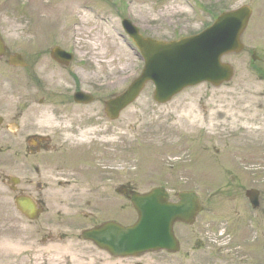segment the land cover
I'll list each match as a JSON object with an SVG mask.
<instances>
[{
  "label": "rangeland",
  "instance_id": "1",
  "mask_svg": "<svg viewBox=\"0 0 264 264\" xmlns=\"http://www.w3.org/2000/svg\"><path fill=\"white\" fill-rule=\"evenodd\" d=\"M247 1L0 0V32L11 51L61 42L78 50V59H97L106 94H119L142 68L123 18L143 36L168 42L202 31L217 9ZM252 24H264V10ZM222 62L234 69L228 83L187 88L165 104H155L146 85L121 117L123 181L138 192L166 187L171 200L182 190L199 196L195 223L174 227L177 254L114 259L80 240L82 220L66 222L63 213L56 222L55 209L26 220L1 183L8 170L0 155V264H264V80L248 71L243 52ZM2 73L19 83L20 70L0 67ZM251 188L259 191L254 210L244 196ZM122 204V222L131 223L135 213L127 199Z\"/></svg>",
  "mask_w": 264,
  "mask_h": 264
},
{
  "label": "flooded vegetation",
  "instance_id": "2",
  "mask_svg": "<svg viewBox=\"0 0 264 264\" xmlns=\"http://www.w3.org/2000/svg\"><path fill=\"white\" fill-rule=\"evenodd\" d=\"M241 5L250 10L239 38L242 52L248 55V71L261 81L264 24H251L264 10V0ZM3 45L0 67L21 71L19 83L0 74V155L8 170L1 179L4 189L13 194V201L30 198L40 208V215L57 210L56 222L63 213L68 216L63 218L66 222L82 220L80 233L108 221L122 224V200L129 201L136 188L123 181L122 114L114 121L106 114V102L117 94H106L103 71L86 63L98 65L97 59L52 57L55 47L64 54H78L61 42L32 43L34 47L22 52ZM15 57L20 58V66L10 65ZM91 75L96 78L90 79ZM64 207L67 212L60 211Z\"/></svg>",
  "mask_w": 264,
  "mask_h": 264
},
{
  "label": "water",
  "instance_id": "3",
  "mask_svg": "<svg viewBox=\"0 0 264 264\" xmlns=\"http://www.w3.org/2000/svg\"><path fill=\"white\" fill-rule=\"evenodd\" d=\"M248 14L244 9L223 13L199 35L167 43L141 37L129 21L123 20V29L140 51L144 68L120 96L107 102L110 118L114 119L120 110L132 103L146 82L153 83V99L162 104L186 87L202 82L218 86L228 81L231 69L221 64L220 58L228 53L240 52L239 38L246 26ZM2 51L0 42V56ZM55 52H52L54 58L58 56ZM245 195L252 208H256L258 192L250 190ZM177 198L176 203L169 202L163 189L133 195L131 202L137 220L132 226L121 227L108 223L83 233V238L92 240L114 257H134L147 251L159 250L177 252L179 247L172 225L175 222L192 224L197 213L202 210L194 192H180ZM16 205L29 219L39 213L27 199H18Z\"/></svg>",
  "mask_w": 264,
  "mask_h": 264
}]
</instances>
